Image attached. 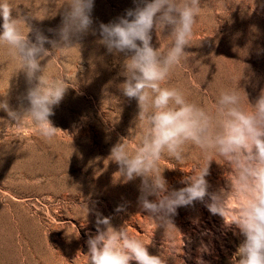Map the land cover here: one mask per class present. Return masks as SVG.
Wrapping results in <instances>:
<instances>
[{
    "label": "rangeland",
    "instance_id": "1",
    "mask_svg": "<svg viewBox=\"0 0 264 264\" xmlns=\"http://www.w3.org/2000/svg\"><path fill=\"white\" fill-rule=\"evenodd\" d=\"M13 3V16L33 30L30 39L38 30L59 41L63 0ZM138 3L94 0L92 29L73 38L77 49L61 54L45 44L54 56L42 66L52 58L48 71L70 86L50 117L60 129L56 143H45L30 122L16 128L0 110V264H87V240L106 230L98 223L103 218H109L113 228L124 227L131 236L151 242L149 254L165 264H237L244 237L235 225H226L208 210L209 196L179 207L172 217L174 226L166 230L139 204L141 178L126 182L110 159L112 147L122 140L136 146L139 108L136 99L124 96L120 88L125 54L109 53L98 43L99 25L125 16ZM201 4L205 7L194 26L193 45L185 48L188 58L170 83L211 105L220 88L234 86L241 76L237 86L254 104L264 92V0H201ZM151 34L154 48L163 50L170 44L169 29L158 35L154 29ZM14 70L0 55V94L8 89L0 100L7 99L12 110H19L27 107L23 97L28 85L23 72ZM216 159L206 176L209 193L228 190L231 171ZM202 162L196 148L189 149L183 163L163 159L169 190L186 186L181 181ZM229 207H236L234 200Z\"/></svg>",
    "mask_w": 264,
    "mask_h": 264
},
{
    "label": "clouds",
    "instance_id": "2",
    "mask_svg": "<svg viewBox=\"0 0 264 264\" xmlns=\"http://www.w3.org/2000/svg\"><path fill=\"white\" fill-rule=\"evenodd\" d=\"M62 4L59 41L49 40L38 30L33 40L29 37L33 30L25 20L13 16V0H0V55L15 66L14 74L23 72L28 85L23 97L27 107L12 110L3 99L0 110L15 121L16 128L30 122L48 144L56 143L60 130L50 120L53 108L70 86L48 71L52 58L42 66V61L54 56L45 44L61 54L77 49L73 38L89 32L93 25L94 0H63ZM204 7L201 0H140L125 16L99 25L98 43L109 53L125 54V80L120 88L124 96L136 99L139 108L136 146L122 140L112 147L110 159L118 164L126 182L141 178L139 204L166 230L174 226L172 217L179 207L204 202L209 196L208 210L221 216L226 225H235L244 237L237 264H264V92L250 104L237 86L240 76L234 86L220 88L213 104L205 105L170 83L175 70L188 58L185 48L193 45L194 26ZM154 29L157 35L170 30V44L163 50L152 45ZM7 94L8 89L0 97ZM190 148L199 150L203 162L181 181L186 186L169 190L161 161L183 163ZM216 158L224 161L231 175L227 177L228 190L209 193L206 176ZM233 200L236 207L230 208ZM98 223L106 230H98V235L87 240V264H165L161 257L149 254L151 242L131 236L124 227L113 228L109 218Z\"/></svg>",
    "mask_w": 264,
    "mask_h": 264
}]
</instances>
